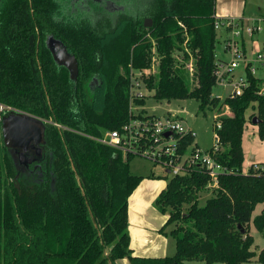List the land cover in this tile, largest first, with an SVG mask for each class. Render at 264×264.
<instances>
[{
    "label": "trees",
    "instance_id": "16d2710c",
    "mask_svg": "<svg viewBox=\"0 0 264 264\" xmlns=\"http://www.w3.org/2000/svg\"><path fill=\"white\" fill-rule=\"evenodd\" d=\"M214 6L215 0H149L144 14L122 16L101 31L88 18L57 21L56 0H0V103L45 121L36 168L19 163L3 145L0 129V264H242L254 257L249 228L252 223L264 236V182L242 173L241 141L254 117L264 138V96L258 93L263 79L245 71L248 86L241 96L223 102L211 97L218 43ZM47 35L74 56L76 78L55 63ZM177 45L189 51L184 61L193 58V85L183 63L172 66ZM154 53L159 71L143 78L154 99H195L200 110L219 111L226 104L231 116L221 117L215 130L219 149L213 159L227 170L218 175L217 188L199 205L206 171L171 177L155 206L169 212L158 231L166 234L172 225L167 234L175 252L141 257L132 253L127 228L129 198L142 176L129 169L133 157L89 137L128 120L130 71L149 68ZM182 144L197 148L193 135ZM258 204L262 209L252 218ZM257 261L264 264V247Z\"/></svg>",
    "mask_w": 264,
    "mask_h": 264
},
{
    "label": "built area",
    "instance_id": "2783aa9c",
    "mask_svg": "<svg viewBox=\"0 0 264 264\" xmlns=\"http://www.w3.org/2000/svg\"><path fill=\"white\" fill-rule=\"evenodd\" d=\"M215 18L214 29L217 33L223 32L221 55L218 56L217 53L214 55L215 84L231 88L226 98L239 97L248 86L245 71L253 76H257L259 72L263 83L258 93L264 96V53L261 50L256 51L252 59L248 58L243 38L246 35L252 39L255 34L261 33L263 31L261 24L257 19L250 18ZM240 68L243 72L236 76V71ZM150 74L152 73L149 69L143 73L139 71L137 74L130 71L128 120L117 130L105 131L99 137L89 138L118 151L123 158L130 156L148 160L171 177L194 170H205L209 177L206 188L211 191L216 189L218 175L227 170L213 159V155L219 149L215 130L220 128L221 117L231 116L228 106L222 104L221 111H217L213 116L216 144L210 151L203 152L193 144L183 146V139L194 134L177 114L168 113L158 117L136 112L135 100H141L143 97L140 86L144 84L147 90L143 78ZM214 98L224 101L220 95ZM9 111L16 110L0 103V118ZM242 173L260 177L264 182V161L257 162L255 158L248 160V167Z\"/></svg>",
    "mask_w": 264,
    "mask_h": 264
},
{
    "label": "rangeland",
    "instance_id": "374dc122",
    "mask_svg": "<svg viewBox=\"0 0 264 264\" xmlns=\"http://www.w3.org/2000/svg\"><path fill=\"white\" fill-rule=\"evenodd\" d=\"M148 1L149 0H117V5L123 8L122 11L118 10V13H120V15L123 14L124 16L144 14V12L146 11V7L148 6ZM244 3L246 4V13L244 12V14H246L244 16L245 18H253L252 15H256L258 13L262 16L264 15V8L263 10H261V12L257 9V7H263L261 0H243V2L240 4L241 7H243ZM214 7L216 9L215 17L220 19L233 18L227 17L228 14L226 8L228 9V6L226 0H215ZM220 8L223 9L220 10ZM101 14L102 18L100 15H98V17H91V20L98 29L104 24L106 20L105 18L111 16V19H109V21L115 22L119 17L117 16V18L115 19V17H112L114 15L103 13V11ZM236 19H238V17H236ZM258 20L262 25L263 32L255 34L252 39L246 37V35L243 36L247 57L250 59L253 58V53L256 51L261 50V52L264 53V18H259ZM222 34V31H219L217 33L218 43L215 47V53H217L218 56L221 55ZM176 47H178V49L175 48L171 50V56L173 58L172 66L177 67L179 63H183V70H185L186 72L184 74L189 79L191 85H193L192 83H195V79L193 76L195 71L193 58L190 55L189 60L184 61L182 59L183 52L186 51L188 53L189 51L185 50L183 45H177ZM159 59L160 57H158L154 53L151 57L149 68L144 67L141 69H131V71L137 74L139 71L140 73H143V71H147V69H149L152 73L151 75H154L159 71ZM242 72L243 69H238L236 71V76L241 75ZM260 74L261 73L258 72V75ZM140 90L143 92V97L141 99L142 103L135 104L136 112L155 115L158 117H163L168 113L177 114L193 132L194 143L199 150L207 152L213 148V146L216 144V141L214 139L215 120L213 118V116L217 114L216 109L205 107L203 110H200L199 102L195 99L189 98H176L169 101H158L153 98L154 91H148V89L146 90L144 88V84L140 86ZM230 90L231 88L229 86H219L215 84L211 89V97L214 98L216 95H220L222 99H225L230 93ZM219 111H221V109ZM252 111V108L249 107L247 110V114H251ZM241 147L244 155L242 172H244L248 167L249 155H252L257 162L264 161V138H260L258 134V127L256 124H253L249 121L246 122L243 130ZM129 169L133 174L141 175L142 180L130 196V204L128 202V226L131 225L135 232V228L141 226L142 228H144V222L146 223L148 221L151 224L156 223L158 229L155 230L154 233L156 235L162 236V238L167 241L165 256H172L175 252V243L173 238L167 234L172 229V225L166 226L164 228V232L166 234L159 233L158 231L166 222L169 212L166 211L165 213H162L155 206V199L157 198L161 188L165 187L167 181L171 178V176L165 175L160 167L153 166L148 160L139 157H133L130 160ZM210 196L211 190L205 188L203 191H201L198 198L199 205H203L205 200ZM261 209L262 206L258 204L252 213V218L258 215ZM249 234L253 238L251 251L254 252V257H252L248 262L242 264H260L257 261V256L260 250L264 247V236L257 232L252 223H250ZM150 241H153V239H151ZM183 264H205V262L184 261Z\"/></svg>",
    "mask_w": 264,
    "mask_h": 264
},
{
    "label": "water",
    "instance_id": "95a60500",
    "mask_svg": "<svg viewBox=\"0 0 264 264\" xmlns=\"http://www.w3.org/2000/svg\"><path fill=\"white\" fill-rule=\"evenodd\" d=\"M150 24L151 19L144 20L145 27H149ZM46 46L58 65H62L68 70L69 78H76L78 73L76 59L67 54L62 42L49 36ZM252 123H258L256 117L252 119ZM0 129L3 145L15 152L19 163L26 166L34 162L38 164L43 158L44 120L23 112L9 111L1 116ZM253 158L251 155L250 160Z\"/></svg>",
    "mask_w": 264,
    "mask_h": 264
},
{
    "label": "crops",
    "instance_id": "0c3cea01",
    "mask_svg": "<svg viewBox=\"0 0 264 264\" xmlns=\"http://www.w3.org/2000/svg\"><path fill=\"white\" fill-rule=\"evenodd\" d=\"M226 2L228 6V9L226 8L227 14H228L227 17L245 18L244 16L246 14H244V12L246 10L245 9L246 4L244 3L243 7H241L240 5L243 2V0H226ZM261 2H262L263 7L262 8L257 7L258 11L260 12L264 8L263 0H261ZM216 8H217V5H216ZM223 8H220V10ZM252 16L253 18H250V19L258 20L259 18H264V15L262 16L259 13L256 15H252ZM250 156L251 155H249L248 160H250ZM163 188H161V190ZM130 199L131 197L129 198V204H130ZM143 224H144V228H142V226L135 228V232L131 225L128 226V234L130 237V248L132 250L133 255L141 256V257H164L166 255L165 251H166L167 241L163 239L162 236L156 235L154 233V231L158 229L157 224L156 223L151 224L148 221L146 223L144 222ZM151 239H153V241H150ZM114 264H129V263L126 259H121V260H117Z\"/></svg>",
    "mask_w": 264,
    "mask_h": 264
},
{
    "label": "flooded vegetation",
    "instance_id": "af4514ba",
    "mask_svg": "<svg viewBox=\"0 0 264 264\" xmlns=\"http://www.w3.org/2000/svg\"><path fill=\"white\" fill-rule=\"evenodd\" d=\"M56 2L59 5L58 13L60 14V15L55 17L57 21H59V20H61V21L62 20L63 21H78V20L84 19V18H88L91 20L92 16L98 17V15H100L102 18V14H101L102 11H103V13H108L109 15H114L112 17H115V19L117 18V16H119L115 22L109 21V19H111V16L105 18L106 23L104 22L102 27L99 28V29H101V31L107 30V28L110 25L114 26L118 22V20L122 16H124L123 14L120 15V13H118V10L122 11L123 8H121L117 5V0H56ZM145 19H147V18H145ZM49 36H51V35H47L46 40ZM66 52L69 56H72L71 54L68 53L67 50H66ZM55 63L58 65V63L56 61H55ZM30 165H34V168H36V166L38 164H36V162H34Z\"/></svg>",
    "mask_w": 264,
    "mask_h": 264
}]
</instances>
